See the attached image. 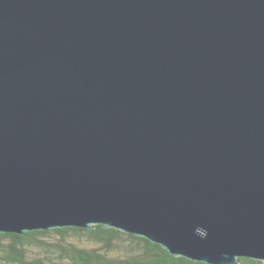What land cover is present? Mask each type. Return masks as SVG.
Returning <instances> with one entry per match:
<instances>
[{
  "label": "water",
  "instance_id": "obj_1",
  "mask_svg": "<svg viewBox=\"0 0 264 264\" xmlns=\"http://www.w3.org/2000/svg\"><path fill=\"white\" fill-rule=\"evenodd\" d=\"M97 224L264 264V0H0V234Z\"/></svg>",
  "mask_w": 264,
  "mask_h": 264
},
{
  "label": "trees",
  "instance_id": "obj_2",
  "mask_svg": "<svg viewBox=\"0 0 264 264\" xmlns=\"http://www.w3.org/2000/svg\"><path fill=\"white\" fill-rule=\"evenodd\" d=\"M54 235L56 242L52 258L31 257L26 259L29 247L40 248L43 237ZM75 237L91 244L76 245ZM206 264L182 256L170 254L157 243L124 233L115 228L97 224L91 228L62 227L50 230H34L24 234H0V264ZM238 264H262L249 257H240Z\"/></svg>",
  "mask_w": 264,
  "mask_h": 264
},
{
  "label": "rangeland",
  "instance_id": "obj_3",
  "mask_svg": "<svg viewBox=\"0 0 264 264\" xmlns=\"http://www.w3.org/2000/svg\"><path fill=\"white\" fill-rule=\"evenodd\" d=\"M44 241L47 242L48 244H45L44 246H41L40 248H37L35 246H31L28 248V250L25 252L26 255V259H30L31 257H43L45 255H48L52 258L54 253V249L55 247L53 246V244H55L56 239L54 237V235H49L46 237H43ZM71 239L76 245H82V246H91L90 243H88L85 240L82 239H78L75 237H71L69 238ZM51 251V252H49ZM4 264V263H1Z\"/></svg>",
  "mask_w": 264,
  "mask_h": 264
}]
</instances>
